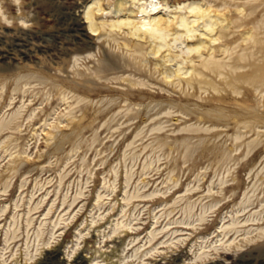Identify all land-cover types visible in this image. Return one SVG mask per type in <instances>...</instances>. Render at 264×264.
I'll return each mask as SVG.
<instances>
[{"label": "rangeland", "instance_id": "obj_1", "mask_svg": "<svg viewBox=\"0 0 264 264\" xmlns=\"http://www.w3.org/2000/svg\"><path fill=\"white\" fill-rule=\"evenodd\" d=\"M97 1L105 10L97 14L100 19L129 18L135 8L130 0ZM97 1L0 0V129L11 121L0 132V264L14 215L20 230L7 251V264H51L47 254L56 249L65 264L78 256L84 264L94 258L98 264H166L179 255L182 264H215L223 253L237 261L263 242L256 238L258 232L246 235L264 227L263 222L243 223L251 216L264 217V95L242 83L238 95L230 91L208 104L209 93L180 100V89L164 86L172 101L143 90L133 91L136 99L125 102L113 88L100 87L116 86L106 79L93 89L81 87L84 77L106 63V51L118 63L129 60L112 40L91 36L86 12ZM159 1L172 11L202 2ZM227 1L223 10L231 11L233 27L242 25L241 33L261 24L254 53L255 64L264 71V0ZM205 34L207 41L200 39L197 45L212 38ZM190 41L184 38L179 48L187 49ZM143 69L154 73L150 62ZM127 197L132 198L129 205ZM37 205L27 230V214ZM204 206L205 220L198 221ZM236 217L240 233L223 237L221 228ZM123 221H131V227L113 234ZM41 224L44 235L36 252ZM152 231L158 234L152 244L158 250L140 259L152 247ZM28 234L35 242L30 262L25 261ZM249 238L255 240L247 242ZM115 240L120 251L109 261ZM201 245L208 253L202 259ZM138 248L140 254L133 257Z\"/></svg>", "mask_w": 264, "mask_h": 264}, {"label": "bare ground", "instance_id": "obj_2", "mask_svg": "<svg viewBox=\"0 0 264 264\" xmlns=\"http://www.w3.org/2000/svg\"><path fill=\"white\" fill-rule=\"evenodd\" d=\"M130 1L135 4V8H133V10L130 9L131 16L129 18H126L127 16H125L123 19L121 18L119 20L106 19V17L100 19L102 17L99 18L97 14L99 12H104L105 10L98 1L97 3H94L97 7L92 6L88 8L86 19L89 22L91 36L94 37L99 35V38L103 37L106 38V40H112L120 49H123V51L126 50L125 56H128L129 60L123 63H118L113 60L115 57L106 51V63H103L102 67L100 66L99 68L94 69L88 76L84 77V81L80 83L81 87L91 89L94 86V88H96V86L102 82V79H106L107 81L105 82L111 81V83L116 84V86L110 87V85L103 84L100 85V87L109 90L110 88H113V91L120 93L125 102L136 99L133 91L142 92L143 90L145 92L147 91L146 93H152L154 91L156 94L157 92L158 96L172 101L173 98L171 97L170 90L163 88L164 86L166 88L174 87L175 89H180L182 95H184V97H180V100H183V98L185 100H190L194 97L196 98L199 94L209 93V97L205 102L208 104H211L213 101H221L225 99L223 97L224 94L230 91L231 93H234L233 95L236 93L238 95L240 93L239 87L242 83L246 84L250 90L252 89L262 96L264 95V71L261 67H258L259 65H256V55L254 53L257 44L259 45L261 42V40L259 41L261 33L257 32L259 24H254L249 31L241 33L240 30L242 25L233 27L235 22L231 17V11L228 12L227 10H223V8H226L228 5L227 0H223L222 5H218L217 0H201L202 2L193 1L188 5L180 4L174 8V11L169 9L166 2L159 0ZM11 4L12 3H10V5ZM240 7H242V5H237V8ZM168 10H170V12L167 14ZM162 13L167 15L163 16ZM263 22L264 20L262 21V24ZM118 29L123 31V37L121 31L120 33L117 32ZM205 32H209V34L211 33L212 38L208 39V43H206V45L204 44L205 46L197 45L200 43L197 42L200 39L203 42V39L208 38ZM249 37L251 38L249 39ZM184 38L192 39V41H190L191 44L187 49L181 50L179 47H182L180 44L183 42ZM205 41H207V39ZM86 42L92 48V42ZM242 43L246 44V47H244V45V48H242ZM261 44H263V42ZM149 57H151L150 61ZM78 60L79 59H76L75 62ZM148 62L154 65V73L149 75L146 74L143 69ZM172 67H175L178 70H175ZM106 71H112L110 77L107 75L106 77L102 76V73H105ZM157 74L158 76H156ZM123 87H126V89H123ZM200 98H202V96ZM201 104L204 103L201 102ZM166 113L168 115L170 114L169 112ZM159 114H155L151 117L155 118V116ZM72 119L74 120L75 117ZM247 119H251L252 121L253 119H258V117L249 116ZM9 122L7 124L3 123L4 125L1 124L2 128L0 129V132L10 126ZM254 126L255 125H253L252 128H255ZM62 181L63 178H61L60 184ZM127 182L129 183V181ZM6 190L7 187H5L4 193ZM82 195V192H80L78 196L80 197ZM78 198L76 197L74 199L70 204V207L74 205ZM101 199L102 195L99 194L97 201L98 207L102 206ZM131 199L132 198L128 197L124 199L127 205L130 204ZM65 202L66 197L63 200V204ZM38 205L34 209H29L26 218L27 230H29L30 226L33 224L31 213L34 210H38ZM188 207V211H190L188 215L191 217V212L193 210L192 207ZM213 207L214 206H211L209 210L213 209ZM16 208H18L17 205ZM6 210L7 207H4L2 212L5 213ZM50 211L51 209L45 216H48ZM123 212H125L124 209ZM207 212V208L204 206L198 221H204ZM13 220L14 223L12 227H9L5 233V246L1 253V264H7V251L9 250L10 245L18 238L20 227L17 225L18 221L16 220L15 215L13 216ZM62 220L64 219L61 218L60 221ZM60 221L53 224L50 239L55 235V229L60 225ZM250 222L255 224L263 222L262 224H264V217L258 219L252 218L251 216L243 224ZM93 223H95V221H93ZM241 224L239 217H236V219L233 218L230 224L221 228L223 237L226 238L233 232L234 235H238L240 233L239 225ZM43 226L44 225L41 224L35 234V241L37 242L36 252L39 251L41 238L44 235ZM130 227L131 221L128 223H125L124 221L121 223L117 222L112 233L115 234L121 230L120 233H122L124 229ZM254 232H258L256 235L257 239L263 240V242L258 245V248L252 249L248 254L243 255L237 261H234L230 254L223 253L221 254V259L215 264H226V262L229 261H232L231 264H252L251 262L254 260H258L262 262L261 264H264V227H258L254 231H248L246 235L253 234ZM176 233L177 231L173 234ZM119 236L121 235L119 234ZM157 237V232L152 231L148 239V244L152 245ZM120 238L121 237H119V239ZM50 239L47 242H43V244L48 245ZM135 240L136 239H134L132 243H134ZM229 240L230 239H228L227 242H230V244H233L235 241ZM253 240L255 239L249 238L246 241L253 242ZM114 243L113 250L108 253L106 257L109 261L117 257V253L120 251L118 248L119 242L115 240ZM32 246H35V242L31 244L28 234L26 240V262H30L35 257L31 252ZM236 247L240 248L241 245H236ZM107 248L110 247L107 246ZM206 248L207 246L203 245L199 247V251L201 252L199 258L202 259L208 255V253L205 252ZM140 250L141 248L136 249L135 254L132 256L137 257L140 254ZM156 250H158V248L155 245H152L150 250L141 253L140 259L148 256ZM58 251L59 250L56 249L54 252L47 254V258H50L52 261L51 264L66 263V260H61L58 256ZM122 252H125V250ZM102 256L103 255H101V257ZM126 258L128 257H125L121 261L123 262ZM163 260H165V258H163ZM180 260L182 261L181 255L173 257L172 261L170 260L166 264H182L180 263ZM46 263L47 262H45V264ZM71 264H84V258L78 256ZM91 264H98L97 258H94L91 261Z\"/></svg>", "mask_w": 264, "mask_h": 264}]
</instances>
